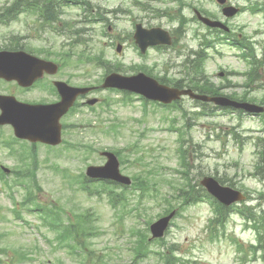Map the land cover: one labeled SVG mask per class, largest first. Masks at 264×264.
Instances as JSON below:
<instances>
[{
	"label": "rangeland",
	"instance_id": "374dc122",
	"mask_svg": "<svg viewBox=\"0 0 264 264\" xmlns=\"http://www.w3.org/2000/svg\"><path fill=\"white\" fill-rule=\"evenodd\" d=\"M81 1H88L89 7L93 6V10L108 19L109 24L107 27H103L104 23L99 22L84 24L85 19L78 7H65V14L58 22L60 27L68 23L73 27L68 32L69 34L78 29L85 30V39H87V45L83 47L87 50L86 53L83 57L77 56L82 61L72 55L65 62L59 75L55 77L64 81L68 80L69 84L74 86L91 84L99 87L104 67L109 72L125 77L133 76L136 74L134 71L139 72L142 68H146L145 71L154 76L179 78L184 73V68L181 66L183 62L190 57L191 52H195L198 48L202 36L210 34L207 29L193 20L192 10L206 11L224 21L215 0H181L184 4H188L184 7H180L177 2L171 0H135L143 7L147 6L148 11H143L141 7L133 8L131 6L133 0ZM6 2L10 0H0V4ZM228 3L237 7L246 5L243 0H228ZM152 10L157 11L158 14L156 15ZM161 12L175 17L181 14L185 18L181 34L175 38L174 44L177 43L173 48L170 47L169 51L151 50L145 54V59H141L133 47V42L129 40L135 24L141 23L145 27L159 26L169 31L177 27L176 21L172 22L166 14ZM34 20L22 14L6 26L0 25V49L9 44L30 45L33 48L53 47V51H57L55 46L59 44H64V50L71 47L70 43L74 39H69L68 36L56 38L52 32L39 34L41 39L35 40L33 37L39 35L35 32ZM226 21H228L227 26L232 36L247 37L253 44L255 58L261 60L262 63L258 75L264 78V21L262 15H253L244 11ZM106 29L108 35L103 34ZM68 42L69 45L66 46ZM116 44L122 46L119 54L115 52ZM80 51L81 48L78 47L77 54ZM206 53L208 55L204 65L206 75L213 84L223 86L222 94L230 96L234 94L239 97L247 94L248 100H254L252 102L260 105L264 90L256 86L258 83L250 87L245 85L247 79L245 73L249 68L237 48L223 43L218 45L215 51L209 50ZM93 57L99 60L102 58L100 61L104 67L100 68L87 62V59ZM73 65L76 67L73 68ZM224 72L229 74L219 77V74ZM10 86H13V83L0 81V94H10ZM12 95L22 102L45 100L49 97L48 92L41 91L39 88L28 93L18 88L12 92ZM131 95L127 94L131 97L129 101V98L123 99L122 94L97 88L92 94V97L100 102L95 106L96 113L79 109L72 113L70 119L66 121L78 126L81 124L82 127L86 122L87 126L91 125L94 129H68L63 136V144H82L97 152L66 151L65 147L61 148L62 144L57 147L58 151H49L43 145L36 148L39 160L36 182L40 191H33L38 201L44 205L61 206L69 212L67 216L71 221L74 220L73 214L78 215L85 212L94 214L92 218L95 220L99 233L97 237L85 241L86 246L89 244L88 248L91 252L95 251L96 254L104 255L106 254L104 248L107 252L109 248L117 246L119 251L110 255L112 259L108 264H127L131 261L126 241L119 235V221L109 208L105 197L101 199L86 197L75 184H72V181L69 182L68 179L63 178L61 173L55 172L50 165L66 169L69 175L76 176L84 173L89 165L101 166L104 163V159L99 156L101 150L123 151L137 145L140 151L144 150L148 155V162L152 157L161 164L162 173H158L159 177L164 175L170 181L173 180L174 184H182L176 172L180 171V167L175 154L177 132L170 131V127L173 126L178 130H183L184 133L187 132L185 138L192 140V144L197 146L196 150H189L191 184L199 183L205 175L221 179L225 186L241 190L249 196L244 205L252 206L258 212L262 211L260 218L264 219V116L251 117L232 111L231 113L215 111L211 117H195L193 114L201 111V108L196 107L194 102L186 97L180 101L181 110H162L152 104L144 108L138 97ZM105 103L110 104L109 109L106 108ZM97 115H99L98 118ZM187 125L190 129L186 131ZM109 126L112 128L106 131ZM98 128L104 132L99 131ZM0 134L3 137L10 136V128H1ZM258 139L261 142L256 148L255 144H258ZM258 152L261 154L258 155ZM133 157L128 156L125 164L120 166L122 174L130 178L135 176V172L140 168L131 165ZM0 164L13 166L14 169L17 167L16 162L6 154L4 148L0 150ZM25 168L21 169L25 170ZM12 177L16 178L15 176L8 178L11 185L13 184ZM158 186L161 191L167 189L162 184ZM24 195V189L20 186H13L11 192L0 183V215L1 218L3 217L0 219V247L7 245L6 248L12 251L8 253V263L11 264L17 252L28 253L29 251L32 260L22 264H51L57 259L63 264H78L79 258L76 259L78 262L74 261L67 249H52L46 239H51L53 235L42 226L36 213H29L19 205L16 206L17 203L22 202ZM148 208L153 209L150 217L148 216L149 220H156L159 212L157 205L151 204ZM13 209L20 212L19 219L14 216ZM210 217H213V214L208 203L185 207L181 216L176 218L169 228L165 236L166 244L175 245L178 248V256L184 261H190L191 264H233L237 255L234 247L229 243L230 238L240 239L244 246L255 245L254 233L243 231L242 220L235 214H232L226 222L227 239L209 243L206 225ZM24 221L28 223V226L23 224ZM64 224H67V221ZM136 224L140 226L142 222ZM4 234L6 237L3 240L1 237ZM156 248L157 246L153 247V249ZM257 257H262L263 260L250 261L248 264H264V253L258 251ZM1 259L4 261L3 257ZM137 264H160V261L152 255Z\"/></svg>",
	"mask_w": 264,
	"mask_h": 264
},
{
	"label": "water",
	"instance_id": "95a60500",
	"mask_svg": "<svg viewBox=\"0 0 264 264\" xmlns=\"http://www.w3.org/2000/svg\"><path fill=\"white\" fill-rule=\"evenodd\" d=\"M224 13L227 16H232L235 12L224 11ZM199 19L203 23H205L209 26L221 27V25L219 23L211 22V21H208L207 19H203L201 17H199ZM9 58H12V59L9 60ZM31 62H34L33 59L29 58L27 55H23V54H0V78H4V79L10 81L12 79H17V77H20V76L30 75V73L32 72L31 70L29 71V68L31 69V64H30ZM119 81H120V83L118 82L117 84H119V87H121V88L130 89V90L135 91L137 93H140V94H142L148 98H151L154 100H159L162 102L168 101L169 96H171L170 92L176 93L175 91H170L163 86H159L155 81L148 79V78H145L143 75H139V76H137L135 78H131V79H120ZM128 84H133L135 86L132 87V86H129ZM108 85H112V84L108 83ZM190 96L195 97L191 94H190ZM195 98L202 99V100H209L205 97H195ZM6 100L7 99H5V98H0V105L3 104L4 101H6ZM211 100H213L219 104H226L227 103L225 100H222V99H211ZM242 107H244L246 110H249V111H257V109H255L254 107H251V106L243 105ZM14 120H15V123H14L15 125H21L24 123L22 116L18 115V114H16V117ZM31 121H32L31 118L25 117V125ZM109 159H110V166L115 167L114 173H105V172L100 171L99 169H91L90 174L97 176V177L110 178V179L128 182L127 179L124 180L122 178H119V175L117 174V171H116L117 163L114 160V158L112 156H109ZM202 184L209 190V192H211L213 195H215L218 199L222 200L226 204L231 203L232 201H236L237 199H239L237 193L231 192L228 189L219 188L218 185L212 179L205 178L202 181ZM225 194H227V195H225ZM163 223H165V221H163ZM158 224H160V222ZM156 226H153L154 230H155ZM155 235L156 236L160 235V233L156 232Z\"/></svg>",
	"mask_w": 264,
	"mask_h": 264
},
{
	"label": "trees",
	"instance_id": "16d2710c",
	"mask_svg": "<svg viewBox=\"0 0 264 264\" xmlns=\"http://www.w3.org/2000/svg\"><path fill=\"white\" fill-rule=\"evenodd\" d=\"M25 1L24 0H17L11 8H19L24 7ZM26 7V6H25ZM44 8H47V6H44ZM10 12H6V15H9ZM203 60H204V54L202 52H198L195 54V59L192 61H189V70H188V79L183 82L181 80H174L172 83V86L175 87H183L184 86L192 88L193 90H196L201 93L209 94V95H216L219 93V88H216L210 83L201 84L202 79L204 78L202 66H203ZM147 178V177H144ZM143 191V187H139ZM148 193V192H147ZM143 196V195H142ZM183 198L185 201H188L189 199L183 195ZM222 209L220 208V212ZM224 217V216H221ZM72 231L74 234H76L75 227L72 228Z\"/></svg>",
	"mask_w": 264,
	"mask_h": 264
}]
</instances>
